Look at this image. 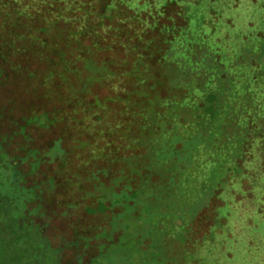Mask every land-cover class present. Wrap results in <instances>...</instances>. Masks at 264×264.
Returning <instances> with one entry per match:
<instances>
[{
  "label": "trees",
  "instance_id": "trees-1",
  "mask_svg": "<svg viewBox=\"0 0 264 264\" xmlns=\"http://www.w3.org/2000/svg\"><path fill=\"white\" fill-rule=\"evenodd\" d=\"M147 1L149 6L144 11H135L125 5V0H0V133H9L8 128L13 124L23 125V135L27 139L22 142L24 139L20 137V143H17L18 138L11 142L12 137L4 136L7 142L0 144V153L12 158L26 156L27 163L32 161V157L27 156L31 152L41 158V152L52 144L50 132L60 122L57 114L63 111L66 120L74 125L71 130L77 131V135L80 133L87 145L85 151H76L67 160L55 157L53 166L65 169L66 179L71 177L77 190H84V178L90 165L97 166L96 169H113V164L119 162L117 165L123 168V158L127 155L132 157V166L138 170L137 163L152 161L156 157L154 152L165 151L161 147L166 149L169 144L177 156L184 142L208 129V142L197 138L199 146L194 153L195 163H199L197 169L205 171L207 160H216L224 152L216 146L217 142L225 148L232 147L230 142L234 144V130L227 128L234 122L231 121L233 118L240 124L239 129H250L262 142L264 77L254 79L245 88L247 94L239 98L230 87L235 78L229 84L222 80L224 75L208 77L219 68L226 70L215 63L214 58L207 57L208 49L218 46L220 36L215 28L211 32L205 31L204 21L192 20L196 15L190 14L186 3L179 5V0H166L158 8L154 2ZM175 74L180 78L176 84L169 82ZM17 76L19 78L15 80ZM31 83L34 97L29 96ZM94 85L105 88L110 94L105 101L101 102L95 93H90ZM45 92L48 104L39 102ZM172 93H176L180 99L178 103L185 106L167 103ZM255 98L258 103H254ZM104 103H111L112 107L106 109ZM50 105L56 112H51ZM46 106L48 111L44 112L43 119L44 122L49 120V124L41 133L36 134L40 131L39 126L44 124L40 123L41 116L30 124L23 118L19 121L14 118L16 110L24 115L32 108L39 115L41 108ZM219 111L223 115L214 121ZM51 113H56L54 118ZM189 120L194 121V131L191 125L183 127ZM214 122L217 125L221 122L227 129L214 131ZM171 138L177 139L176 142L172 143ZM115 140L122 142V150L126 152H117L118 147L114 149L118 145ZM17 144L22 146L18 149ZM67 144L66 138L58 144L63 154ZM91 146L93 148L87 150ZM129 146L140 147L142 158L138 152H128ZM223 155L227 160L228 154ZM165 159L172 161L169 165L175 170L177 163L172 154L165 155ZM229 159L233 162L236 156L231 158L230 155ZM45 162H49L47 155L30 179L51 171L52 166ZM27 163L15 169L26 174L29 172ZM141 172L139 176L142 177L145 171ZM13 177L16 180H12L11 187L24 192L21 198L12 201L0 196V264H62L50 246V242L59 239H53L47 230L57 219L63 221L67 230L72 229L70 234L65 233L68 240L77 236L96 239L98 231L90 229L91 224L83 222L85 219L81 222L83 217H89L82 211L83 203L75 199L66 183L61 184L60 177H50L49 185L56 183L58 186L54 185L55 190L47 197L49 190L44 192V187L31 189L34 185L27 178L20 184L18 175ZM151 177H155L153 173ZM103 181L107 186V179ZM152 182L154 180L150 178V186ZM136 185L131 182L129 186L132 200L140 195L137 188L140 185ZM56 196H65L59 209L53 204L58 200ZM144 196L148 200L149 196ZM35 204L40 208L31 213ZM86 204L89 208L95 206L90 201ZM211 210L213 206L203 209L191 223L192 252L213 240L209 233L213 223H219L216 232L222 231L227 224L225 214L207 216ZM42 215L49 220L42 221ZM210 217L212 223L206 227L204 224ZM105 234L98 236V240ZM258 258L264 263V256ZM94 261L97 263L99 259ZM94 261L85 259L83 264Z\"/></svg>",
  "mask_w": 264,
  "mask_h": 264
},
{
  "label": "rangeland",
  "instance_id": "rangeland-1",
  "mask_svg": "<svg viewBox=\"0 0 264 264\" xmlns=\"http://www.w3.org/2000/svg\"><path fill=\"white\" fill-rule=\"evenodd\" d=\"M140 1L125 0V5L135 11H144L149 6L148 1ZM150 1L154 2V6L157 8L166 2V0ZM177 3L182 6L186 3L189 6L190 14L196 15L191 18L192 20H198L200 23L204 21L202 25L205 31L211 32L215 28L220 36L218 37V46L208 49L207 57L214 58L215 63L219 66L223 65L226 70L219 68L216 73L210 74L208 77L224 75L222 80L229 84L235 78L230 87L239 98L246 95L245 88L251 82L253 83L254 79H258L260 76L264 77V0H179ZM12 68L13 66L10 65V70H13ZM18 78L17 76L15 80ZM179 80L177 74L169 78V82L175 84ZM0 85H2L1 82ZM91 89L90 93L92 95L95 93L101 102L110 95L105 88L99 87V85H94ZM29 91V96L34 97L32 83ZM168 98H170L167 101L169 104L176 103V107L185 106L178 103L180 99L177 98L176 93H172ZM39 102L49 103L47 92ZM254 103H258L257 98ZM104 104L106 109L112 107L111 103ZM59 106L62 105L59 103ZM50 107L51 112H56L54 106L50 105ZM60 108L62 109V107ZM46 111H48L47 106L41 108L39 115H36L32 108L28 114L24 113V115L16 110L14 118L17 121L23 118L30 124L41 116L40 123L44 124L39 126L40 131L36 133L38 134L49 124V120L44 122L43 119ZM219 112L220 114L216 115L214 121L223 115L222 111ZM55 115L56 113H51L52 118ZM57 115L60 122L54 127L53 132L49 131L52 136L50 138L52 144L41 152V158L33 156L31 152L27 156L32 157V161L27 163L26 156L15 155L12 158L0 153V173L2 174L0 175V196L7 197L11 201L13 198H21L24 190L17 192L15 187H11L12 180H16L13 177L15 174L18 175L17 182L20 184L27 178L28 182L34 185L31 189L37 190L44 187V192L49 190L46 192V197L48 193L51 194L55 190L54 185L58 186L56 183L49 185L50 177L52 175H56L57 179L60 177L58 180L61 181V184L66 183L70 192L75 195V199L83 203L82 211L89 217H83L81 222L85 219L83 222L91 224L90 229L98 231L96 239L95 237L77 236L68 240L65 236L64 249L72 250L69 255L70 260L79 257L92 261L95 258L99 259L97 263L94 261L92 264H256V261L260 262L258 257L264 256V165L262 164L264 138L262 142H259L258 137L253 136L250 129H239L240 124H236V118H233L231 121L234 122L227 128L234 130V139L236 138L234 144L230 142L232 147L225 148L222 143L217 142L216 146H219L220 150L225 153L223 152L222 156L216 160H207L205 171L197 169L199 163H195L194 153L199 146L197 138L208 142V129H205L200 136L192 137L184 142L177 156L169 144L166 149L161 147L160 149L165 151L154 152L156 157L148 163L142 164L139 161L137 163L138 170L135 165L132 166L130 161L132 157L128 158L127 155L123 158L125 163L123 168L121 165H117L119 162L113 164V169L110 167L96 169L97 166L90 165L88 168L90 170L85 172L84 183L86 186L84 190H77L75 181L71 177L66 179L65 169L59 170L57 165L53 166L54 158L59 157V160L66 158L65 160H67L76 151L78 153L81 149L85 151L87 144L81 139L80 133L77 135V131L71 130L74 125L66 120L67 115L63 111ZM223 119L225 120V118ZM188 122L189 124L183 127L191 125V130H193L194 121L189 120ZM214 126L216 132L220 129L222 131L227 129L226 125H222L221 122L219 125L214 122ZM23 127V125L13 124L11 128H8L9 133H0V144L7 142L4 136L12 137L11 142L18 138L17 143H20V137L24 139L22 142L27 141L24 138L25 134L23 135ZM163 129L166 128L163 127ZM63 138H66L68 143L67 151L64 154L58 148V144ZM176 140L171 138L170 141L173 143ZM203 141H201L202 145L208 147ZM115 142L118 144L114 147V149L118 147L117 152H126V150H122L124 146L121 141L115 140ZM223 143L225 144V141ZM17 146L19 149L22 145L17 144ZM92 148L91 146L87 150ZM127 149L128 152H138L142 158L143 150L140 147L134 149L129 146ZM226 153L228 154L227 160L223 157V154L226 155ZM149 154L150 152L147 153V156ZM170 154L177 163L175 170L173 165H169L172 161L167 162L165 159V155ZM246 154L248 155L245 156ZM46 155L49 156V162L45 163L52 166L51 171H46L41 177L30 179L29 177ZM230 155L231 158L236 156L233 162L229 159ZM251 155L252 158H250ZM82 158L84 159V154ZM26 163L29 168V172L26 174L15 169ZM139 171L141 173L145 171V175L139 176ZM152 173L154 178L151 177ZM42 178H46V180L44 181ZM150 178L154 180L151 186ZM105 179H107V186L103 181ZM131 182L137 184L136 186L140 185L137 187L140 190V195L133 200L129 193ZM144 194L148 195V200L150 199L152 202L148 201ZM56 197L58 200L53 204L59 209L65 196ZM66 199L69 197L67 196ZM88 201L93 202L94 208L87 206ZM212 206L213 210L207 212L206 215L225 214L228 217L227 224L222 231L216 232L215 229L219 223H213L209 227V233L213 240L205 242L203 247L192 252L191 223L200 211ZM38 208L40 206L35 204L30 212L32 213ZM62 215H64V211ZM52 216L51 212L50 217ZM43 219L49 220L42 215V221ZM209 223H212L211 217L204 225L207 227ZM44 226L48 225L45 223ZM48 228L52 237L56 235L60 238L57 235V232L60 231L66 234L72 232V229L67 230L63 221L59 219L55 220ZM105 232L110 234V237L113 236V239L108 244L102 245V242L108 239L98 240V236ZM202 234L201 232L200 235ZM90 239H93L92 249L88 247ZM88 251L95 254L90 255L87 253ZM259 264L264 263L260 262Z\"/></svg>",
  "mask_w": 264,
  "mask_h": 264
},
{
  "label": "flooded vegetation",
  "instance_id": "flooded-vegetation-1",
  "mask_svg": "<svg viewBox=\"0 0 264 264\" xmlns=\"http://www.w3.org/2000/svg\"><path fill=\"white\" fill-rule=\"evenodd\" d=\"M49 230V228L47 229ZM56 234V233H54ZM57 234L60 236V238H58L59 240L58 241H52L50 242V246L53 248V251L52 252L55 256H57L58 258H60L59 261L62 262V264H83V262L85 261L86 258H76L75 260H70V253L72 250L70 249H64L65 248V243L63 242V240H65V232L63 231H60V232H57ZM53 239L57 238L56 235H54L52 237ZM106 241L102 242V245H105V244H108L109 242H111V240L113 239V236L110 237V234H106L105 237ZM115 238V236H114ZM64 243V244H63ZM94 245H89L88 247L92 249ZM88 254L90 255H93L95 253H89V251L87 252ZM87 255V254H86ZM97 257V255H96ZM87 261H89V259H86Z\"/></svg>",
  "mask_w": 264,
  "mask_h": 264
}]
</instances>
